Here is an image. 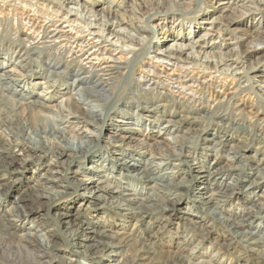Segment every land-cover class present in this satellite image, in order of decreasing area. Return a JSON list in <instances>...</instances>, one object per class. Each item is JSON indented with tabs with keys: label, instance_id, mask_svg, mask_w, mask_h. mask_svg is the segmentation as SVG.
I'll return each instance as SVG.
<instances>
[{
	"label": "bare ground",
	"instance_id": "6f19581e",
	"mask_svg": "<svg viewBox=\"0 0 264 264\" xmlns=\"http://www.w3.org/2000/svg\"><path fill=\"white\" fill-rule=\"evenodd\" d=\"M1 1L5 8L10 6L9 0ZM12 2L24 4L23 8H30L31 12L40 11L44 19L39 20L35 17V13L21 15L14 6L7 11L8 13L5 12L8 15L13 14L16 20L14 24L11 22L9 28L12 33H8L12 36L11 39L9 38V44L14 47V52H10L6 60V56L0 51V117L6 115L5 121L8 126L14 121V131L7 126L5 131L19 137L18 143L25 147L27 153L37 152L42 153V157L55 158L53 165L60 167L61 164H65L63 169L67 172L72 163L78 165L76 163L79 159H90L87 167L79 166L78 170L72 172L79 176L96 173L101 175L97 179H91L90 188L96 191L103 190L109 197L113 196L111 194H119V198L127 196L118 188L126 190L123 185L128 186V183L116 179L113 173L123 177L134 172L135 174L130 177L135 178L141 185L146 184L143 190L150 193L143 201L154 203L152 206L146 205L148 209L157 207L155 204L158 202L160 206L155 210L174 212V204L180 203L184 198L182 194L176 193L177 190L188 185L183 182L174 184L171 173H159L162 171L160 169L182 156L175 151V148L182 150L191 141L183 138H179L181 141L177 138H164L160 141L158 139L161 132L155 134L153 129L159 124L158 128L164 130V134L175 133L182 130L181 126L186 122L189 128H184L185 134H193L196 130L190 128V124H199L202 118L210 117L216 121L217 128L213 130L215 133L211 134L212 138H208V141L213 145L221 146V139H217L221 138L225 123L237 125L234 130L241 128L238 124L239 115L247 108L246 101L250 99V95H255L264 102V72H262L264 60L258 57L250 62V59L257 56L264 48V0H130L123 12L120 10L123 7L122 3L117 4L116 1H111V4L115 3L114 5H106L100 10L93 9L94 5L101 4L99 0H85L84 3H80V0H12ZM7 14L5 15L8 17ZM192 14V17H188ZM159 20H163L162 25L158 23ZM170 22L176 24L174 29H171V33L162 34L156 31V26L164 30L166 24ZM203 22H206L208 29L199 34ZM248 22L250 29L240 28L242 25L246 27ZM190 34L196 37L189 38ZM160 35L162 36L157 37L156 41V36ZM245 36L253 37V40L243 46L247 41ZM227 38L228 41L234 40L235 43H226ZM168 43L172 44L166 48ZM128 54L131 55L130 61L116 57ZM14 56L17 61L19 60L18 68L21 73L19 76L22 79L11 78L12 72L15 74V71H4L3 65L11 63ZM34 56L42 62L38 65L39 71L34 70L33 65L38 62L33 58ZM166 66H171L169 73L165 69ZM257 66L261 68L256 69ZM69 77L73 78L77 93L84 97L82 102L76 99V93L62 89ZM37 80L39 83H35ZM21 83L24 86L41 85L44 91L46 90L45 95H53L51 100L56 97L64 99L53 106L59 124L82 125L91 127L93 131L87 133L73 130L72 135L69 136L66 128L57 127L55 120L41 114L49 107L39 101L38 97L34 99L29 96V92L21 87ZM159 87H163L168 93L163 95L156 92ZM229 90L232 92L228 95L226 93ZM133 92H137V95L141 93L147 97L151 96L150 100L143 97V100L149 101L142 103L147 106L137 107L133 113L143 120L140 127L146 122L149 123L151 142L140 144L143 134L131 127L127 129L130 132L114 131L107 134L105 139L107 143L117 148L116 151L130 144H140L146 152L155 153L165 162L155 163L153 165L155 169H146V166H150L149 159L140 161L121 153L118 158L108 159L107 154L102 156L94 150L96 143L102 138L101 131L107 120L108 111L116 110L118 104L130 97ZM229 96L231 99H228ZM244 97L247 99L244 100ZM231 100L240 101L238 104H233ZM89 101L99 104L97 115H92L85 108ZM156 101L158 102L154 103ZM170 103L176 104L187 115L184 117L177 112H168ZM262 109H257V113H263ZM117 110L115 112L118 114L120 110ZM175 116L178 117L177 120L173 119ZM12 117L14 120L11 119ZM144 117H155L158 122L145 120ZM164 117L168 118L165 121L167 124L160 126L159 122ZM114 122L124 126L132 125L128 121L113 120L112 125H109L111 128L113 126L118 128ZM257 131L263 135L264 127H259ZM150 135H153L154 139ZM257 141L258 144L261 141L259 135ZM235 146H231L232 151H228L227 163L223 166L215 160L207 163L208 158L198 159L185 155L189 158L184 161L187 170L175 167L178 173H185L190 178L194 179L197 175L195 179L200 186L191 189V193L203 195L197 197L198 199L195 198L193 203L197 204L194 208L200 206V212H205L208 217L216 218L219 224L225 225L246 245L247 252L256 255L257 259L264 263V234H258L263 228L264 216H250L239 221L222 216L223 207L220 203L235 197L238 174L234 171L242 170L233 165L239 158ZM10 149V145L8 148L0 146V153L6 154L5 158H9L12 164L14 163V167L26 169L28 164L24 161L18 163L15 158L12 161ZM210 150L214 154L217 152ZM26 157L31 158V156ZM40 158L41 156H38L34 160ZM128 158L135 163H130ZM248 158L255 162L252 171L256 174L240 194L242 197H247L250 203V206L246 207L248 212L252 215H260L264 211V204L261 203L264 199V189L259 195H256L255 191L264 184V158L261 160H256L255 157ZM0 163H3L1 159ZM231 175L233 176L229 177ZM226 177H229L230 181L224 182ZM112 179L117 182V187L112 183ZM77 181L76 179L75 182L62 185L52 176L46 175L37 180L35 187L14 182V192L17 190L21 192L10 205L11 208L7 209L8 211H2L0 206V238L4 240L0 242L1 260L7 264H51L54 261L58 264H81V259L89 261L90 264L108 262L138 264L140 260H147L149 264H189L184 258L178 261V257H172L171 253H167L166 258L160 260L157 254L151 251L154 243L149 242V245L145 246V242L143 244L137 239L134 241L129 234L123 236V234L110 233V235L107 230L96 233L93 228L99 223H84V221L76 223V216L68 213L61 214L59 219L54 220L55 229L53 227L47 230L51 232L49 237L52 238L55 233L61 234V243L66 248L61 249L60 244L54 241L46 242L43 235L38 234L46 231L45 227L33 224L39 220L37 215L47 216L51 208L57 207L62 202L60 201L62 198L75 194L80 188L89 189L87 183ZM210 181H213L211 184L214 186L213 189L209 187ZM70 189L73 190L72 193L68 192ZM213 190L215 191L212 192ZM208 191L212 193L204 196ZM81 197L89 202L87 195ZM41 199L47 200V206L45 204L43 206ZM123 200L132 203L136 198L133 200L123 198ZM28 205L33 206L34 211L31 209L28 211ZM112 208L122 209V205ZM137 210L138 208H130L129 212L137 214L139 212ZM139 210L145 212L142 208ZM195 213L192 209L189 216ZM11 218L14 219V225L13 223L8 225ZM28 220L32 223L28 227L24 226ZM83 224L86 226H82ZM59 227H63L65 232H60ZM96 234L109 239L108 243L93 239ZM57 246L59 248L56 249L58 251L56 253L54 248ZM125 246H128L130 251L123 252ZM256 248L259 249L255 250ZM64 255L73 256L74 261L66 260ZM144 255L149 257L143 258Z\"/></svg>",
	"mask_w": 264,
	"mask_h": 264
},
{
	"label": "rangeland",
	"instance_id": "374dc122",
	"mask_svg": "<svg viewBox=\"0 0 264 264\" xmlns=\"http://www.w3.org/2000/svg\"><path fill=\"white\" fill-rule=\"evenodd\" d=\"M80 3H84L85 0H80ZM101 1L100 5H94L93 9L94 10H100L104 6H108L111 4V1H116L115 3L123 5V7L120 9L122 12L125 11L126 7L128 6V2L130 0H99ZM0 0V51L6 56V60L8 58V55L10 52H14V47L11 46L9 43L10 39L12 36L9 34L12 33V30L9 29L11 28L10 25L14 24L16 20H14V16L8 15L7 11L11 10L10 8L12 6L17 8V11L21 14L27 16V15H34L35 17L38 18L39 20H43V16L39 13L40 11L37 12H31L30 8H23L25 7L24 4H20L17 2V4H14L12 0H9V5L10 6H3V3ZM114 3V4H115ZM111 4V5H114ZM73 6V5H71ZM8 8V9H7ZM13 8V7H12ZM76 8V7H74ZM39 10V9H38ZM41 10V8H40ZM7 12V13H5ZM8 15V17L5 14ZM13 16V17H12ZM192 15H189L188 17H192ZM32 17V16H31ZM8 18V19H6ZM2 20V21H1ZM6 22H5V21ZM10 21V22H9ZM187 21V20H185ZM12 22V24H11ZM160 25H162L163 20H159ZM186 23V22H185ZM166 24V23H164ZM250 23H246V27H240V28H246L250 29ZM166 28L163 30L161 27L156 26V31L163 33H171V29L175 27V25L170 22V24H166ZM248 25V26H247ZM201 26V25H200ZM201 29L199 30V34L202 32H205V29H208V25L206 22L202 23V26L200 27ZM9 33V34H8ZM147 35V33H146ZM160 36H156V41L157 37L160 38ZM194 39L196 36L189 35V38ZM247 41L244 42L243 46L246 45L247 42L252 41L253 37L245 36ZM10 38V39H9ZM251 38V39H250ZM227 40L225 41L226 43H231L234 44V40ZM220 40H217L219 42ZM243 43V42H242ZM168 43L165 47H169ZM222 44V43H221ZM225 44V43H223ZM262 47V46H261ZM259 47V48H261ZM18 50V49H17ZM16 51V50H15ZM151 55H149L150 58ZM116 57H121L122 59H131V55H121V56H116ZM260 58V60H264V48L260 50L259 54L257 56H253L250 59V62H253L255 58ZM36 59L38 62L35 63L36 65H33L34 70L39 71L40 67L38 65H41L42 62L38 60L35 56L33 57ZM11 63H8L6 65H3L4 71H15L12 72L11 78L14 79H22L19 74L20 70L18 66L19 60L14 58L11 60ZM7 61H4V63ZM17 64V65H16ZM256 65V64H255ZM17 66V67H16ZM164 67V66H163ZM38 68V69H37ZM261 68V66H257L256 69ZM164 69V68H163ZM166 71L169 73L171 66H166ZM161 70V69H160ZM264 72V71H262ZM47 74V73H46ZM73 79V78H72ZM70 77L67 81V84L62 87L65 90H70L74 93H76V99H78L80 102L83 101L84 97L80 94L77 93V90L73 84V80ZM35 83H39L37 80ZM38 85V86H37ZM36 86L31 85H25L21 83V87H24V90L26 92L28 91L30 94L29 96L34 97L36 99L38 97V100L45 103L47 107H49L46 110H43L41 113L47 118H52L55 120V123L57 124V127L59 128H66L68 135H72V131H85V132H92L93 129L91 127H83L82 125H76V124H67V123H62L59 124L58 122V116L56 114V111L54 110L53 106L59 103L62 99V97H56L54 100H51L50 98L53 96L52 94H47L45 95V91L42 88V86L37 84ZM20 87V88H21ZM162 88V90H161ZM231 88V87H230ZM45 92V93H44ZM156 92H160L161 94H167L168 92H165L163 90V87H159ZM232 91L229 90L226 94L231 93ZM139 94V93H138ZM52 95V96H51ZM229 95V94H228ZM134 98L132 100H129L128 98ZM130 97L122 102H120L115 108L118 111V114L115 112L116 110L108 111L107 115V120L105 121L102 131H101V136L102 138L96 143V147L94 150H96L98 153H101L102 156L104 154H107L109 157L112 158H118L120 156L119 154H123L126 157L128 156H133L134 158L145 160L149 159L150 160V167L149 165L146 166V169L151 170L155 169L153 165L155 163H160L164 164L161 160V158L155 153H151L149 151H145L146 149L141 147V143L144 142H151L149 139V134H151V131L149 130V123H145L144 126L140 127L141 124H143V120H141L135 113L137 110V107H145L147 106L146 103L149 102L147 100H143V97L146 98V95H137V92H133L130 94ZM225 97V96H224ZM65 98V97H63ZM142 98V99H141ZM149 100L151 99V96L148 95ZM250 99H247V97H244L243 99H247L246 104L247 108H245L244 111H242V114L239 116V121L238 124L240 125L241 128L234 130L236 128L235 124H229L225 123L224 129L222 130L221 133V138L217 139L222 141L221 146L220 145H213L211 142L208 141V138H212V133L214 134L213 130H215L216 127V121H213V119L207 118L201 120L199 124L197 123H192L190 124V128H193L196 130V133L193 134H185L184 128H189V125L185 122L183 123V126H181L179 132H171V133H166L164 134V130L158 128L159 124L157 127H155L153 130L155 134L158 132H161V136L158 140H162L164 138H177V140H180L179 138L187 139L190 142L188 146H184L182 150L175 148V151L177 153H181L182 156L179 157L178 160H173L170 165L163 167L162 170L159 174L163 173H171L173 176L172 182L174 184L183 182L185 185H188L186 188H181L177 190V194H182L184 198L180 203L174 204V212H162L155 210V208L159 207L156 202L157 207H151L152 209H148L147 206H152L154 203L153 202H144V197L147 198L150 193H147V191L143 190V187L146 184L141 185L140 182H138L135 178H131L130 176H133V173H130L129 176H123L121 177L118 175V173H113L114 177L118 180H121L125 183H128V186L123 185L125 189L118 188L119 191H122L125 195L124 197L119 198V194H111L114 196L109 197L106 195V193L102 191H96L92 187L90 183L91 179H97L99 178V174H85L83 176L79 175H74L72 171L78 170L79 166L87 167L89 165L90 159H79L78 165H72L70 166L68 172L63 169V166L65 164H61L60 167L54 166V161L55 158L49 157H42V153H27L25 151V147L21 146L18 142L20 140L19 137L13 136V134L8 133L5 131L6 126L7 128H13L14 131V121L11 122V125L8 126V124L5 121L6 115H3L2 118L0 117V146H3L4 148H8L10 145L11 149L9 153L11 156H13L12 161L14 158L17 160L18 163H21L24 161L25 163L28 164L26 169L18 168V166L14 167V163L12 164L11 160L9 158H5L4 153H0V159L2 160L3 163H0V206L2 208V211H8L12 205V202L16 199V196H18V193L21 192V190H17L14 192V182L22 183V185H26L28 187H35V184L37 180H40L41 177L43 176H52L55 178L57 181H59L60 184L66 185L67 182L71 183V181L75 182L77 179L79 182L82 181L83 183H87L89 189L88 190H83L79 189L75 194L72 193V189L68 190V192L72 193L70 196H67L65 198H62L57 207L51 208L49 211V214L47 216H39V220L37 223H33L35 225L43 226L45 227L44 229L46 231H41L38 234L43 235L44 239L46 242L49 241H54L56 243L60 244L61 249H65L66 247L63 245L62 242V236L61 234H56L52 237H49V234L51 232H47L50 228L54 227V220L59 219V216L61 214H66L68 213L69 215L76 216V223L78 221H84L86 222H96L99 223L97 224L96 228L94 227L93 230L96 233H100L102 230H107L109 231L108 234L114 235V233L118 234H123L127 235L129 234L131 238L135 241L140 240L143 244L145 242V246L149 245V242L154 243L151 251L157 254L159 259L164 260L166 256L168 255L167 253H171L172 257H178V261H181L180 258H184L186 263L189 264H264L263 262L259 261L257 259V256L247 252L246 250V245H244L243 242L240 241L239 238H236L233 233L230 232V230L222 224H219L217 222L216 218L208 217L205 212H200L201 210L199 207L194 208V205L197 203H193L194 200L198 199L200 195L203 194H192L191 189L193 190L194 187L200 186L199 183H197V179L190 178L189 176L185 175V173H178L177 167L181 168L183 170H187V165L184 162L185 160H189V158L185 157V155H189V157H195L198 159H207V163H211L214 160L219 162L221 166L225 165L226 159L228 158V151L231 152V146L237 147V155H238V161L233 163L235 167H239L242 170L239 171H234V173L238 174V187L235 190L237 194L235 195L234 198H232L230 201L227 202H221L220 205H222V216L224 218H228L233 221H239V220H245V218H249L250 216L257 217V216H264V211L258 215V214H253L251 212H248L246 207H249L250 203L247 201V197H242L240 194V191L247 188L250 182L255 178V174L252 171L253 166H255V162L251 161V158H256V160H261L264 158V138H262L263 135H260L257 129L259 127H264V112L263 113H257V109L263 108L262 110L264 111V102L261 100L257 99L255 95H250ZM165 99V96L164 98ZM169 99V98H167ZM228 99H231V96L228 97ZM240 100H231L233 104H238ZM158 101L154 102L157 103ZM134 103V104H133ZM139 105H138V104ZM254 103V104H253ZM44 104V105H45ZM159 104V103H158ZM99 104L95 102H88L86 105V109L92 114V115H97L98 112V107ZM130 106V107H129ZM150 106V105H148ZM140 110V109H138ZM168 112H177L181 116H186L187 113H183L177 107L176 104L170 103L168 106ZM250 111V112H249ZM8 112V111H7ZM114 112V114H113ZM129 113V114H128ZM141 113V112H140ZM139 114V113H137ZM131 115V116H129ZM141 115V114H140ZM1 116V115H0ZM125 116H127L125 119ZM191 116V115H188ZM193 116V115H192ZM132 117V118H131ZM193 117H196L193 116ZM8 118V115H7ZM12 117L11 119H13ZM130 118V119H129ZM145 120L152 121V122H158L155 117H144ZM174 120H177L178 117L175 116L173 117ZM128 121V123H132V125H126L124 126L121 123H115L114 125H118L117 127H110L109 125L111 124V121ZM155 120V121H154ZM168 118L164 117L160 123V126L166 125ZM140 121V123H139ZM58 122V123H57ZM251 122V123H250ZM77 126V127H76ZM128 127H131L133 129H136L137 132H140L143 134V136L140 138L139 145L136 144H130L125 147H120V151H116L117 148L115 146L110 145L107 143L105 137L107 134L114 133V131H123L125 132H130ZM200 127V128H199ZM75 128V129H74ZM8 129V130H9ZM71 129V130H70ZM7 130V129H6ZM201 130V131H200ZM208 131V132H207ZM256 131V132H255ZM70 133V134H69ZM222 135H225L226 137H223ZM257 135L261 137V141H257ZM152 136V137H151ZM152 139H154L153 135H150ZM90 139V138H89ZM92 139V138H91ZM15 143V144H14ZM262 143V144H261ZM187 145V144H186ZM260 147L259 149L257 147ZM129 147V148H128ZM170 147V146H169ZM172 148V147H171ZM210 149H213L217 151L215 154L211 152ZM119 150V149H118ZM111 153H114L112 155ZM157 154H160V152H156ZM240 154V155H239ZM210 155V156H209ZM26 156H31V158H27ZM41 156L40 159L34 160L36 157ZM154 156V157H153ZM227 156V157H226ZM153 159H152V158ZM3 158V159H2ZM67 158V157H66ZM121 158V157H120ZM31 160V161H30ZM63 160V159H61ZM89 160V161H88ZM130 163H135V161H131V158L127 159ZM191 163V162H190ZM106 164V163H105ZM8 165V166H7ZM74 165V166H73ZM177 166V167H175ZM57 172V173H55ZM252 173V174H251ZM126 174V173H125ZM200 175V174H199ZM76 176V178L74 177ZM97 176V177H96ZM233 175L229 176L232 177ZM226 177L224 178V182L230 181V178ZM172 178V177H171ZM20 179V180H16ZM89 179V180H88ZM115 180L112 179V183L117 187L116 183L114 182ZM117 181V180H116ZM246 181V182H243ZM171 182V181H169ZM213 181H210L209 184L211 189H213L214 186H211ZM112 184V185H113ZM72 185V184H71ZM104 186V185H103ZM24 189V188H23ZM264 189V184L260 185L259 188L255 191V194L259 195L261 194V190ZM187 190V191H185ZM92 191L91 193H88ZM213 190L212 192H214ZM212 192L208 191L204 196H209ZM137 193H141V195H137ZM245 193V192H243ZM134 194V195H133ZM5 195V196H4ZM82 195H87L88 196V201L83 199L81 196ZM148 195V196H147ZM100 196V197H99ZM134 197V198H133ZM139 197V198H138ZM117 198V200H116ZM124 199H135V202H127ZM196 198V199H195ZM40 202L45 206L47 204V200L41 199ZM93 203V204H92ZM264 204V199L261 202ZM45 204V205H44ZM140 204V205H139ZM150 204V205H149ZM116 205H122V209H113L112 207ZM145 205V207H144ZM147 205V206H146ZM47 206V205H46ZM143 206V207H141ZM95 207V208H93ZM145 211L142 212L141 208ZM147 207V208H146ZM202 207V206H201ZM33 206H27V209H31V211H34ZM45 208V207H44ZM130 208H138L137 211H139L137 214H132L129 212ZM8 209V210H7ZM192 209L194 210L195 215H191ZM244 211V213H243ZM190 213V214H189ZM241 213V215H240ZM147 214V215H146ZM237 214V215H236ZM171 215V216H170ZM182 216V217H181ZM138 219V222H137ZM167 220V221H166ZM200 220H204L203 222H199ZM214 220V221H213ZM11 221V222H10ZM10 221L8 222V225L13 223L14 225V219L11 218ZM165 222V223H164ZM32 223V221H26L24 223V226H29ZM264 224V223H263ZM82 226H86L83 224ZM55 229V227H54ZM76 229V228H74ZM60 232H65L63 227H59L58 229ZM205 233V234H204ZM110 234V235H111ZM259 235L264 234V225L261 231L258 232ZM59 235V236H58ZM91 236V235H89ZM122 236V235H120ZM52 238V239H51ZM93 239H96V241L101 242V243H108L109 239L100 237L99 235L93 236ZM101 240V241H99ZM184 240V241H183ZM4 241L3 239L0 238V242ZM7 241V240H5ZM155 241V242H154ZM7 243V242H5ZM133 241L131 242V244ZM129 246V244H128ZM125 246L123 252H128L129 247ZM133 246V245H132ZM150 247V246H148ZM59 246H57L55 249V252L57 253ZM259 249V248H258ZM257 248L255 250H258ZM156 250V251H155ZM247 253V254H246ZM62 254V253H61ZM242 254V255H241ZM163 256V257H161ZM149 256L144 255L143 258H147ZM242 257V258H241ZM246 257V258H245ZM64 258L67 260H72L74 261L73 256L69 255H64ZM237 259V260H235ZM147 260H140L138 261V264H149L150 262ZM201 261V262H200ZM207 261V262H206ZM206 262V263H205ZM81 264H90L89 261H85L83 259L80 260ZM110 264H113V262H108ZM107 263V264H108ZM0 264H7L3 260L0 259ZM51 264H58V262L54 261ZM164 264V263H161Z\"/></svg>",
	"mask_w": 264,
	"mask_h": 264
}]
</instances>
